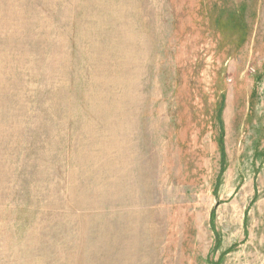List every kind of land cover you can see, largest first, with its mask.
<instances>
[{"label":"rangeland","instance_id":"rangeland-1","mask_svg":"<svg viewBox=\"0 0 264 264\" xmlns=\"http://www.w3.org/2000/svg\"><path fill=\"white\" fill-rule=\"evenodd\" d=\"M0 264H264V0H0Z\"/></svg>","mask_w":264,"mask_h":264}]
</instances>
